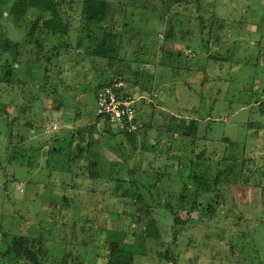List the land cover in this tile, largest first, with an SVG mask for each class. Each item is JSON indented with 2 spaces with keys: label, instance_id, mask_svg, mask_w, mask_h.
Here are the masks:
<instances>
[{
  "label": "rangeland",
  "instance_id": "obj_1",
  "mask_svg": "<svg viewBox=\"0 0 264 264\" xmlns=\"http://www.w3.org/2000/svg\"><path fill=\"white\" fill-rule=\"evenodd\" d=\"M12 1L0 2V40H27L31 23L38 26L37 37L42 21L53 17L45 8L29 7L25 22H13ZM54 1L61 30L64 25L71 39L70 55L57 64L65 68L67 87L56 92L57 67L50 64L43 72L34 68L15 76L10 87L0 86V264H9L1 256L5 244L21 239L33 256L16 264H108L111 241L126 250L143 242L145 258L136 256L134 264H173L170 252L176 264H194V259L195 264H264V202L260 206L255 190L264 188V0H175L174 13L166 9L168 0H104L108 32L86 40L89 53L120 69L118 78L99 68L80 70L91 65L75 42L83 0ZM209 22L215 25L210 35ZM136 60L154 68L139 69ZM159 63L172 68L162 72ZM98 80L126 81L140 98L138 106L144 101L136 112V119L142 117L133 142L109 124L108 132L97 118ZM19 106H26L25 116ZM157 109L160 114H151ZM180 117L201 119L207 144L227 138L240 142L244 135L249 144L241 166L244 179L230 185L212 214L203 209L210 194L184 168L181 178L177 175L181 162L191 160L190 152L170 147L179 140ZM249 123L260 125L247 128ZM219 143L209 157L221 154ZM16 158L22 166L11 164ZM136 193H141L137 205ZM191 202L202 224L185 229L180 222L195 219ZM181 205L184 213H178ZM148 227L155 228V237L145 236Z\"/></svg>",
  "mask_w": 264,
  "mask_h": 264
},
{
  "label": "trees",
  "instance_id": "obj_2",
  "mask_svg": "<svg viewBox=\"0 0 264 264\" xmlns=\"http://www.w3.org/2000/svg\"><path fill=\"white\" fill-rule=\"evenodd\" d=\"M2 0H0L1 2ZM6 1V0H5ZM171 1L169 2V5L166 7L168 11H171L172 7H175V0H168ZM184 2L187 4L185 1H180ZM198 2V0H197ZM183 3V4H184ZM162 4V3H160ZM190 4V3H189ZM196 5V4H195ZM57 2L54 0H13L12 4L10 5V8L8 10V15L11 16L13 19V22H17V20L22 19L25 22L27 19L25 14L26 10L33 7L32 9L35 11H38V9H47L49 10L53 17L52 19H46L42 21V27H40L38 30V33L36 37L35 31H37L38 26L34 23L29 24L28 26V36L27 40H22V42L18 41H11L8 39L5 40H0V86L5 85V86H12L15 81L14 77L19 76L22 74H25L26 76L30 74L32 69L34 70H42L41 72L44 71V68L50 64L53 68L57 67V64L59 66V61L62 60L65 56H67L69 53V47L71 42V39L68 38V31H65L66 27H64V32L61 30V22H63L62 17L57 13ZM80 9V15L78 17V20L80 21L78 27L75 29L76 37H75V42L77 44L76 47L79 48L82 47V55L85 57L89 62H91V65L83 64L81 67V71H84L85 74L88 72H96V68H99L97 71L102 72L101 74H107V76L113 74L112 78H118L121 76L120 69L112 70L111 69V59L108 58H100L96 57L95 55L89 53L92 47L91 43H89L86 39L91 38L93 40V36L95 37L96 34L98 37H100V34L103 32H108L105 30H108L106 26V16H107V11L109 10V3H107L104 0H83L82 3H80L79 6ZM124 9V13H125ZM173 13L175 12L176 9H172ZM34 11V12H35ZM33 13V12H32ZM31 13V14H32ZM124 13H121L124 15ZM32 16V15H31ZM30 16V17H31ZM32 18V17H31ZM124 19V17H123ZM105 21V22H104ZM19 25L16 23V26ZM37 26V27H36ZM215 26V25H214ZM214 26L212 22H209V33L210 35L213 32ZM19 28V27H18ZM172 33V31H171ZM192 31L190 30L187 35H191ZM85 34H89V36L85 37ZM34 37V38H33ZM210 37V36H209ZM56 38H60L62 40V43H53L48 44L47 40H54ZM29 40V42H28ZM99 41V39H98ZM82 42V43H81ZM94 42V41H93ZM47 45V47H46ZM36 47V48H35ZM35 48V49H33ZM23 50H25L26 55L24 54ZM87 50V51H86ZM34 51L38 52L35 54L36 58L34 59L35 61L32 62V55ZM116 51L115 58L118 57L119 51ZM23 56L25 57V60H23ZM34 56V57H35ZM83 57H80L81 59ZM80 59V60H81ZM84 59V58H83ZM79 60V61H80ZM77 61V60H76ZM83 61V60H82ZM83 63H85L83 61ZM102 63V64H101ZM137 65L140 64L139 69H141V66L146 63V61H139L136 60ZM99 65V66H98ZM104 66V67H102ZM23 67V68H20ZM169 68H165L167 71ZM57 73H56V84H54V89L56 92L61 93L63 91V88L65 89L67 85H64V80H62L63 72L65 71L62 70L60 67H57ZM188 70L187 72H189ZM25 72V73H23ZM62 72V73H61ZM40 73V72H39ZM111 73V74H110ZM109 76V77H111ZM98 83L96 84V88L94 89V94L96 97L97 92L104 86L109 85L110 82H103L102 80H98ZM54 83V82H53ZM127 82L125 81L124 85L126 86ZM124 86V87H125ZM124 92L126 94H131V91L125 87ZM133 94V93H132ZM32 93L30 92V96ZM31 99L26 103L27 106L30 104ZM142 103L144 101H141ZM140 102L139 104V109H143V104ZM142 104V105H141ZM17 106V105H15ZM24 107L26 106H19L18 108L20 109V113L23 115L24 112ZM163 112V111H162ZM178 112V111H177ZM160 114V111L155 110V112L151 114ZM165 113L171 114V112L168 110L165 111ZM164 113V114H165ZM263 115V114H262ZM25 116V115H23ZM169 119H176L174 118L173 115H168ZM142 116H139L137 119L138 122L140 123V118ZM99 118V117H97ZM185 118V117H184ZM182 117L179 118L178 124L179 127L176 126L177 132L179 137L178 141H175L170 144V147L177 146L178 149H184L185 151L190 152V157L191 160L186 163L184 161L181 162L180 169L177 173V175L181 178L183 171L187 170L189 174V178L192 180V182L198 186L202 190L204 194H210L208 197V203L209 207H203L204 210H207V212H210L212 214L214 210V205L216 206L217 204H223L226 199V194L228 192V188L230 187L231 184L233 183H239L242 182V179H244V176L242 175L243 172L241 170V166L244 165L245 162V154L246 149L248 148V143H247V138L245 139V135L243 137V141L240 142H235L231 141L229 138L225 139V141H210L211 143L207 144L205 141L207 138L205 134V129L200 126V123H203L200 120L195 119L194 117H191L190 121H187ZM101 120V119H99ZM177 124V125H178ZM256 124V125H255ZM249 123L247 128L250 127H256L258 128V125L260 123ZM105 126L108 128V132H110L111 128L108 125V121L105 120ZM138 128L132 132H124V131H119V133L127 136L131 142H133L134 137L136 136ZM254 135L248 136V138L253 137ZM12 136H9L8 140H11ZM177 139V137H175ZM182 139V140H181ZM252 139V138H251ZM220 142V143H219ZM219 143L220 147L222 148L221 154L218 156H211L209 157L208 153L211 148ZM201 146L200 150L197 152L195 147ZM190 149V151H189ZM171 150V149H170ZM54 151L60 152L61 148L55 149ZM185 151H181L180 153L185 155ZM194 151V152H193ZM194 153V154H193ZM244 155V156H243ZM186 159V158H185ZM19 158H16V160H11V164L22 166L23 164H20L18 162ZM184 162V163H183ZM183 163V164H182ZM189 164V169L185 167V165ZM185 172V171H184ZM246 172V171H245ZM170 176V175H169ZM261 178H264V172L263 175H260ZM162 177L159 178L161 181ZM149 187V186H148ZM155 187V186H153ZM257 187V188H256ZM255 187V190H258V196H259V204L260 206H263L264 202V188H258V186ZM155 188L149 189V192ZM141 193H136V196L133 198L134 203L137 205L138 204V199L141 197ZM185 196V194L183 195ZM150 200L152 201V197L150 196ZM199 205H202V203H199ZM196 205L195 203L190 204L189 208V213L192 216L195 217V219L188 220L187 222H180L182 228H187V225H200L202 222L198 221L197 217V212L194 211ZM165 209L166 211L171 213V209L169 205L165 204ZM186 207L181 205L178 209V213H184V210ZM149 214H152L151 211ZM196 214V215H194ZM263 215V214H262ZM195 223V224H194ZM150 224L153 226L155 223L153 220H150ZM154 231L155 228L152 230L148 227L145 232L146 237L152 238L154 236ZM157 236V235H156ZM155 237V236H154ZM206 239V238H205ZM21 243L18 244H13V242H8L6 243L5 251L1 252V256L3 259H6L9 264H16L18 260L20 259H26L29 260L33 256V252L31 249L28 247V241L26 239H21ZM141 240V238H139ZM24 241V242H23ZM114 241H111V243ZM111 243H109V258L110 261L108 264H134L135 263V258L136 256H139L137 258H145L144 254V248H143V242H135L133 245H128L127 248L131 250H126V248L122 245L119 244L118 241H115L117 245V249H112L111 248ZM133 248V249H132ZM141 249L139 253L135 254V249ZM170 258L173 261V264H176L174 261L173 254L170 252ZM46 255L43 256V259L46 258ZM166 256V255H165ZM194 264L196 263V259H194ZM187 263V262H186Z\"/></svg>",
  "mask_w": 264,
  "mask_h": 264
},
{
  "label": "built area",
  "instance_id": "obj_3",
  "mask_svg": "<svg viewBox=\"0 0 264 264\" xmlns=\"http://www.w3.org/2000/svg\"><path fill=\"white\" fill-rule=\"evenodd\" d=\"M121 82L109 83L96 94V116L117 131L132 133L137 129L136 112L140 98L124 92Z\"/></svg>",
  "mask_w": 264,
  "mask_h": 264
},
{
  "label": "crops",
  "instance_id": "obj_4",
  "mask_svg": "<svg viewBox=\"0 0 264 264\" xmlns=\"http://www.w3.org/2000/svg\"><path fill=\"white\" fill-rule=\"evenodd\" d=\"M150 62L149 61H146V63L143 65V67L145 66V65H147L148 67H153L154 68V66H152V64H150V65H148ZM159 65V68L162 70V72H165L166 73V70H165V67H162L161 65H160V63L158 64ZM160 80H162L161 78H160ZM163 81V80H162ZM168 89L171 91V87H168ZM161 107H162V109H163V106L161 105Z\"/></svg>",
  "mask_w": 264,
  "mask_h": 264
},
{
  "label": "water",
  "instance_id": "obj_5",
  "mask_svg": "<svg viewBox=\"0 0 264 264\" xmlns=\"http://www.w3.org/2000/svg\"><path fill=\"white\" fill-rule=\"evenodd\" d=\"M111 248H112V249H116V248H117V245H116L115 242H112V243H111Z\"/></svg>",
  "mask_w": 264,
  "mask_h": 264
}]
</instances>
